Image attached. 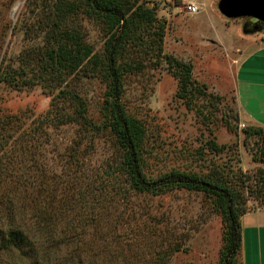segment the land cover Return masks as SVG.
Instances as JSON below:
<instances>
[{
  "label": "rangeland",
  "instance_id": "obj_1",
  "mask_svg": "<svg viewBox=\"0 0 264 264\" xmlns=\"http://www.w3.org/2000/svg\"><path fill=\"white\" fill-rule=\"evenodd\" d=\"M54 1L0 0V69L17 70L25 56L45 47L43 29ZM137 1L155 9L165 26L164 58L157 60L158 21L142 34L143 47L131 45L130 60L143 66L124 79L122 102L146 132V176L156 179L171 170L204 176L217 169L230 178L238 170L255 176L262 167L252 158L259 142L250 138L245 146L244 130L264 126L241 118L236 94L243 93L246 102L252 91L264 89L257 84L264 60L244 68L242 78L252 81L243 82L239 74L240 62L256 53L264 22L222 15L221 0ZM190 2L200 10L188 11ZM245 22L256 28L245 31ZM80 25L86 41L102 54L101 24L80 19ZM176 60L192 66V78L209 96L190 103L181 98ZM68 89L85 101L87 117L102 125L106 85L101 78L78 73ZM57 93L41 85L17 90L0 83V120L13 115L20 120L0 134L7 143L0 149V230L24 224L36 230L40 224L49 234L38 253L50 252L49 264H219L224 226L213 202L198 191H133L117 173L124 152L114 135L108 129L89 135L77 123L61 124L55 117L72 113L73 105L51 107ZM260 97L264 100V93ZM211 141L223 150L214 151ZM247 207L239 261L264 264V206L250 197ZM0 264L28 262L13 253L0 254Z\"/></svg>",
  "mask_w": 264,
  "mask_h": 264
},
{
  "label": "trees",
  "instance_id": "obj_2",
  "mask_svg": "<svg viewBox=\"0 0 264 264\" xmlns=\"http://www.w3.org/2000/svg\"><path fill=\"white\" fill-rule=\"evenodd\" d=\"M54 2V10L47 16L48 25L43 29L45 47L25 56L21 61L23 66L17 70L7 66L1 67L0 83L17 90L41 85L45 91H56L58 93L53 97L51 107L65 101L73 105L72 113L66 114L63 111L55 117L61 124L77 123L89 135L99 133L103 129L110 130L124 152L117 173L126 177L133 191L153 195L174 190L203 192L213 202L224 226L219 264H244L239 261L243 247L241 219L248 213L247 203L250 197L259 200V204L264 206V127L244 130L245 146L250 138H257L259 142L253 150L252 158L262 167L253 177L238 170L233 172L230 178L217 169L204 176L183 170H171L156 179L148 178L143 170L146 132L139 120L127 114L122 99L125 75L143 66L141 62L130 60V47L131 45L143 47L142 34L156 22H160L155 9L139 4L137 0ZM219 10L222 15H226L222 11V0L219 3ZM80 19L94 20L101 24L105 34L102 54L95 52L86 41ZM243 27L247 32L256 28L249 22H245ZM259 29L260 27H257V30ZM154 32L158 39L157 52L160 57L157 60H160L164 58L162 47L165 26L158 25V30ZM152 44L156 45V42L153 41ZM144 52L147 54L148 50ZM173 62L180 72L179 95L182 99L190 103L196 96H209L206 86L198 85L192 78V66L182 61ZM78 73H83L84 76H99L106 85L102 125H95L87 117L85 101L79 94L68 89L70 79L75 78ZM18 122L20 120L17 115L0 120V134L8 131V128L11 130L14 123ZM6 145L0 138V149ZM209 145L214 151L223 150L215 141H211ZM2 181L0 177V182ZM11 214L7 213L9 221L12 218ZM36 233H39V237ZM46 234L49 232L46 233V229L40 224L36 230H29L25 224L0 230V254L15 253L28 264H49L50 252L43 250L44 253L41 255L38 253L45 243L43 239H46Z\"/></svg>",
  "mask_w": 264,
  "mask_h": 264
},
{
  "label": "crops",
  "instance_id": "obj_3",
  "mask_svg": "<svg viewBox=\"0 0 264 264\" xmlns=\"http://www.w3.org/2000/svg\"><path fill=\"white\" fill-rule=\"evenodd\" d=\"M247 37V35L245 34ZM263 36V35H262ZM261 37V36H260ZM256 53L254 52L249 61L242 60L241 67L239 68V74L241 75V80L245 83H248L252 80L242 78L244 68L249 63V69L253 67V64L256 62H261L264 60V36L261 37L257 42ZM257 84H264V72L257 73ZM244 75V74H243ZM254 82V81H253ZM255 83V82H254ZM264 93V89L260 91H255L252 96L246 100H243V93L239 92L236 94L237 108L239 115L242 119L246 120L249 124H258L264 126V100L260 97V94Z\"/></svg>",
  "mask_w": 264,
  "mask_h": 264
},
{
  "label": "water",
  "instance_id": "obj_4",
  "mask_svg": "<svg viewBox=\"0 0 264 264\" xmlns=\"http://www.w3.org/2000/svg\"><path fill=\"white\" fill-rule=\"evenodd\" d=\"M222 11L228 18L250 16L264 22V0H222Z\"/></svg>",
  "mask_w": 264,
  "mask_h": 264
},
{
  "label": "built area",
  "instance_id": "obj_5",
  "mask_svg": "<svg viewBox=\"0 0 264 264\" xmlns=\"http://www.w3.org/2000/svg\"><path fill=\"white\" fill-rule=\"evenodd\" d=\"M187 10L190 12H197L198 10H200V7L198 5H196V3L190 2L187 5Z\"/></svg>",
  "mask_w": 264,
  "mask_h": 264
}]
</instances>
